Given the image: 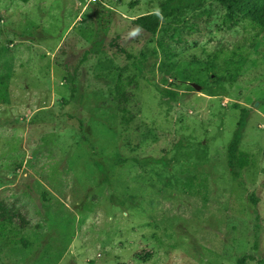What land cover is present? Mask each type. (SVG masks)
<instances>
[{
	"label": "rangeland",
	"instance_id": "obj_1",
	"mask_svg": "<svg viewBox=\"0 0 264 264\" xmlns=\"http://www.w3.org/2000/svg\"><path fill=\"white\" fill-rule=\"evenodd\" d=\"M163 2L0 0V264H264V28Z\"/></svg>",
	"mask_w": 264,
	"mask_h": 264
},
{
	"label": "trees",
	"instance_id": "obj_2",
	"mask_svg": "<svg viewBox=\"0 0 264 264\" xmlns=\"http://www.w3.org/2000/svg\"><path fill=\"white\" fill-rule=\"evenodd\" d=\"M205 0H164L160 10L148 12L146 14L138 16L133 20V23L137 26L138 29L147 31V32H156L161 25V23L172 16L177 12L182 11L192 5H197L202 3ZM219 3L223 6L229 13L236 14L243 19L251 21L254 25L264 28V0H210ZM164 93L172 94V92L167 90H162ZM133 92H130L124 88L119 90L117 97L119 103V110L124 111L127 105V102L132 99ZM245 126V120L241 121L239 129H243ZM239 130V131H240ZM239 132L234 138L233 145H236L239 139ZM232 146V145H231ZM233 147V146H232ZM235 151V148H231ZM136 162L139 160L134 159ZM128 160L121 159V162L126 163ZM149 161L153 163H159L160 158H149ZM238 161L240 166H245L249 162V156L245 152H240L238 155ZM99 171L101 172V183H109L108 172L103 164L97 162ZM0 221H11L16 222L21 227L28 228L32 226V220L27 218L26 213L16 205H10L5 202H0ZM255 257L253 254H248L239 258L237 264H246L248 260H254ZM9 264V263H6Z\"/></svg>",
	"mask_w": 264,
	"mask_h": 264
}]
</instances>
